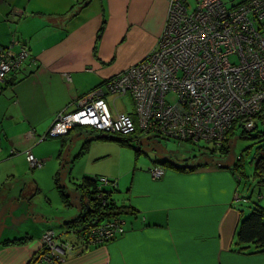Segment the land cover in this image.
Here are the masks:
<instances>
[{
    "label": "crops",
    "instance_id": "obj_1",
    "mask_svg": "<svg viewBox=\"0 0 264 264\" xmlns=\"http://www.w3.org/2000/svg\"><path fill=\"white\" fill-rule=\"evenodd\" d=\"M168 5L169 0H0V48L12 56L21 48L28 53L0 82V264H26L42 247L46 230L53 231L56 244L76 246L53 264H264V251L232 249L242 219L253 207L264 209V180L256 179L257 197L241 194V169L220 159L225 155L220 146L205 142L216 148L210 153L186 142L207 154L195 164L173 156L140 161V150L124 166L98 151L97 144L106 139L91 128L47 136L58 112L72 111L82 95L97 87L110 108L119 111L116 100L130 95L113 94L105 81L156 48ZM28 152L42 160L40 168L51 172L59 192V204L50 211L34 210L42 196L24 194L19 185L29 176ZM77 163H82L81 179L74 182L79 193L68 194L60 172L72 182L73 169L65 166ZM154 166L163 167L161 176L151 175ZM94 175L115 177L111 193L126 207L119 215L124 232L105 242L84 243L65 226L81 213L80 184ZM32 183L34 191L41 190L36 178ZM120 189L123 194L116 193Z\"/></svg>",
    "mask_w": 264,
    "mask_h": 264
},
{
    "label": "built area",
    "instance_id": "obj_2",
    "mask_svg": "<svg viewBox=\"0 0 264 264\" xmlns=\"http://www.w3.org/2000/svg\"><path fill=\"white\" fill-rule=\"evenodd\" d=\"M27 57L25 48L15 56L0 48V82ZM105 85L113 94L131 96L133 115L111 109L97 87L82 95L72 111L58 112L47 135L87 125L110 133L138 130L221 146L234 122L251 129L264 113V0H239L229 6L221 0H169L156 48ZM26 160L30 168L42 166L31 152ZM150 172L159 177L163 170L154 166ZM99 180L96 197L106 203L115 183L103 188L108 180ZM84 226L77 233L84 243H100L122 233L115 220L102 221L90 226L91 239L86 241ZM41 243L26 264L59 262L61 253L75 246L56 244L52 230L44 232Z\"/></svg>",
    "mask_w": 264,
    "mask_h": 264
},
{
    "label": "rangeland",
    "instance_id": "obj_3",
    "mask_svg": "<svg viewBox=\"0 0 264 264\" xmlns=\"http://www.w3.org/2000/svg\"><path fill=\"white\" fill-rule=\"evenodd\" d=\"M221 1L225 3V5L229 6L231 3H236L239 0ZM109 100L110 98H108V102ZM116 108L119 111H131L133 108L131 97L126 95L117 99ZM129 114L133 115L131 112ZM108 137L109 139L101 140V143L97 144L98 151L109 153V160L111 162L117 163L119 160H121L124 166L135 161V156L138 151L136 149H139V154L141 151L143 152L138 156V159L145 162H150L151 160L163 161L164 159H168L169 156H173V160L182 164L189 163L190 165L199 163L202 160V157L207 155L206 153H201L198 148L191 144H187L186 142H181L178 144V142H176L177 140L173 141L175 140L174 138H170L168 141L166 137H154L150 133L147 134V136H142L139 132H133L130 134V136L128 135V137H120L119 135L110 133ZM123 139H125V141H122ZM195 145H205L206 147H210L209 143L206 144L203 141H200ZM204 151L207 152V150ZM223 154L225 155L220 159L224 158L225 162L230 160L231 165L237 163L241 169V175L239 174L241 181L239 182L238 191L241 194H245L247 196L250 195L251 198L254 194L257 197V192H259V189L255 187L257 186V181L254 177V168L259 157L264 154V127L261 125L259 117L255 118V127L251 130H245L238 121L234 123L229 135L228 144L226 145V151ZM64 164L65 161L61 163L62 166ZM81 167L82 163H77L74 167L65 166L66 169H73L72 182H69L67 179H65V176L62 175V172H60V185L64 186L68 194L79 193V191L76 190L74 182H79L81 179V174L79 172L81 171ZM62 168L63 167H61V169ZM74 175H76V178ZM34 178L37 179L41 190H33L34 183H32V180ZM113 178L115 179V177ZM30 184L32 185L31 187H29ZM19 185L22 187L24 186L22 190L24 194H34L32 197L42 196V198H40L41 201H35L36 206L33 207L34 210L47 209L50 211L53 207L59 204L60 195L59 192H57L56 187L54 189L52 174L47 170V168H29V176H26L24 185ZM29 190L30 193H28ZM116 193L123 194V191L120 189ZM70 200L73 201L71 197ZM78 203L80 205V197H77V204ZM247 206L248 204L242 206L245 212L248 211ZM70 210H74L76 214L75 209L70 208Z\"/></svg>",
    "mask_w": 264,
    "mask_h": 264
},
{
    "label": "trees",
    "instance_id": "obj_4",
    "mask_svg": "<svg viewBox=\"0 0 264 264\" xmlns=\"http://www.w3.org/2000/svg\"><path fill=\"white\" fill-rule=\"evenodd\" d=\"M4 50L9 51L7 49H4ZM12 71H15V70H12ZM12 71H9L8 73ZM8 73H6V75ZM6 75L4 76V79ZM257 117H259L261 121V125L264 127V115L261 114V115H258ZM233 125L228 130L222 145L219 147V151L221 152L226 151V145L228 144L229 135L231 133ZM76 127L91 128L92 130L98 131L101 134L100 137L102 139H109L108 136L110 135V132L96 130L93 127L87 126V125H78L72 128H76ZM254 127H255V123H254ZM251 129H245V130H251ZM134 132H140V131L135 130ZM114 134L119 135L120 137H128V135L130 136L131 133L127 135L119 134V133H114ZM140 134L147 135L149 133L147 134L140 133ZM150 134L155 135L153 133H150ZM122 141H125V139H123ZM201 147L203 149L201 151L207 150V152H210V153H213L216 149L215 147H212V146L206 147L205 145H202ZM136 150H138L137 151L138 153L139 149H136ZM100 177H105L108 180L106 184H102V185H106L103 188L109 187L111 183H115L116 185V181L114 179L108 178L107 176L94 175L92 177L84 178L83 182L80 184V186L83 187L84 189L83 194H82V199H81L82 205H83L82 211L75 218L74 221H72L70 224H66L65 226L67 231L72 230L77 235V233L81 230V227L85 225L83 236L86 241H90L91 239V235L89 234L90 226L95 227L102 221L111 222L115 220L119 224V226L122 228V233L124 232V227H123V224L120 222L119 215L121 214V212L126 210V207L122 205H118L115 199H113L112 193L110 194V196L109 195L106 196V203L101 202V200L96 197L97 189L99 185L101 184V181L99 180ZM254 177L259 182H260V179L264 180V154L261 155L256 162V165L254 168ZM115 185H112L110 190L116 189ZM120 234L121 233H118L115 236L120 235ZM113 237L109 238L108 240L113 239ZM79 240L81 239L79 238ZM60 242L61 243H71L69 241H60ZM85 243H88V242H85ZM232 249L235 251L241 252V253L242 252L257 253V252L264 251V209L263 208L258 207V206L253 207L252 211L244 219H242L239 225V229L237 230L236 239H235Z\"/></svg>",
    "mask_w": 264,
    "mask_h": 264
},
{
    "label": "bare ground",
    "instance_id": "obj_5",
    "mask_svg": "<svg viewBox=\"0 0 264 264\" xmlns=\"http://www.w3.org/2000/svg\"><path fill=\"white\" fill-rule=\"evenodd\" d=\"M254 127V126H253Z\"/></svg>",
    "mask_w": 264,
    "mask_h": 264
}]
</instances>
